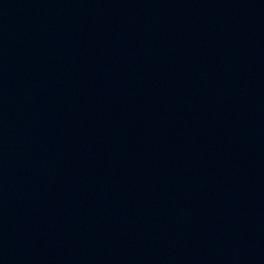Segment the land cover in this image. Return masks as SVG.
<instances>
[{
	"label": "water",
	"instance_id": "1",
	"mask_svg": "<svg viewBox=\"0 0 264 264\" xmlns=\"http://www.w3.org/2000/svg\"><path fill=\"white\" fill-rule=\"evenodd\" d=\"M0 264H264V0H0Z\"/></svg>",
	"mask_w": 264,
	"mask_h": 264
}]
</instances>
